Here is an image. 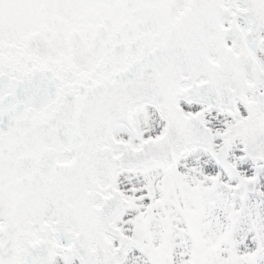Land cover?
I'll return each instance as SVG.
<instances>
[{
  "label": "snow or ice",
  "instance_id": "1",
  "mask_svg": "<svg viewBox=\"0 0 264 264\" xmlns=\"http://www.w3.org/2000/svg\"><path fill=\"white\" fill-rule=\"evenodd\" d=\"M0 264H264V0H0Z\"/></svg>",
  "mask_w": 264,
  "mask_h": 264
}]
</instances>
